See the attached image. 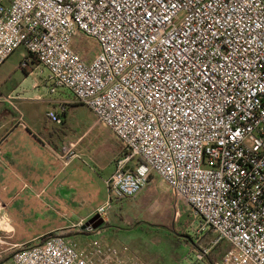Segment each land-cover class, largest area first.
Instances as JSON below:
<instances>
[{"label": "built area", "instance_id": "obj_1", "mask_svg": "<svg viewBox=\"0 0 264 264\" xmlns=\"http://www.w3.org/2000/svg\"><path fill=\"white\" fill-rule=\"evenodd\" d=\"M79 33L99 44L90 62L72 47ZM21 47L51 94L69 90L128 150L110 202L156 174L213 234L200 261L225 245L219 264H264V0H0V65ZM60 107L47 113L57 125ZM14 249L4 264H144L63 236Z\"/></svg>", "mask_w": 264, "mask_h": 264}, {"label": "rangeland", "instance_id": "obj_2", "mask_svg": "<svg viewBox=\"0 0 264 264\" xmlns=\"http://www.w3.org/2000/svg\"><path fill=\"white\" fill-rule=\"evenodd\" d=\"M72 47L86 62L92 61L99 52L97 41L81 33L74 38ZM23 53L25 49L21 47L0 65V100L7 102L6 100H13L17 96L27 98L29 101L16 103L18 110L26 115V125L43 124V119L50 110L62 115L61 107L57 104L53 106L51 101L63 99L69 101L68 112L63 117L66 126L64 127V123L53 124L60 130L61 136L77 143L76 153L81 155V161L88 164L85 165V169L80 167L79 170H74V175L79 173L82 179L69 191L78 198L77 192L80 189L81 195L88 197L83 198L86 200L85 204L79 207L70 206L68 218L65 220L54 216V220L44 222L42 225L47 226V229L61 224L69 225L87 215L95 207H105L108 218L105 224L110 225L107 229H100L91 234L79 233L71 237L81 248L92 245L111 246L135 256L144 264H210L206 259L203 261L198 259L200 251L196 243L203 239L201 247L207 248L213 234L198 232L201 219L184 200L161 181L158 175L152 174L149 185L137 197L109 201L106 180L116 169L117 162L128 156L125 145L109 127L98 123L95 115L86 106L78 103L69 90L60 89L57 93L51 94L49 70L44 66L24 67ZM1 104L6 103H0V106ZM1 114L2 111L0 116ZM29 131L32 132L27 126L20 127L14 134L28 135ZM0 133H5L4 129ZM123 152L126 153L124 156ZM138 163L137 159L129 161L127 169L133 170ZM68 171L70 172H67L66 176L72 175V170ZM89 192L90 195H87ZM18 209L23 211L24 207ZM137 222L142 223L136 229H130ZM26 226L27 231L34 230L27 224ZM80 227L69 231H81ZM38 242L39 240L32 241L27 245H37ZM0 245L6 246L1 241ZM216 258L219 263L221 254ZM9 260L4 263H8Z\"/></svg>", "mask_w": 264, "mask_h": 264}, {"label": "crops", "instance_id": "obj_3", "mask_svg": "<svg viewBox=\"0 0 264 264\" xmlns=\"http://www.w3.org/2000/svg\"><path fill=\"white\" fill-rule=\"evenodd\" d=\"M10 100H0V103H6L0 106V132L3 129L5 132L0 133V241L6 245H0V257L13 253L16 245L29 244L54 232L64 233L70 229H79V226L96 215L101 208L95 207L69 225L61 224L51 229L42 225L54 220V216L65 220L68 218L70 206L79 207L85 204L86 196L81 195L80 189L77 192L78 198L69 191L82 179L79 173L74 175V170H79L80 167L85 169L88 164L81 161V155L66 162L64 150L70 144H75L77 148V143L60 135V130L47 117L48 112L45 118L43 116V124L26 125V115L18 110L16 103L29 100L21 96ZM51 102L53 106L65 105L66 113L68 112L69 101L63 99ZM26 126L32 130L28 135L14 134L20 127ZM68 170H72V175L66 176L70 172ZM18 207H24V210L21 211ZM26 224L34 230L27 231ZM3 239L8 241H2Z\"/></svg>", "mask_w": 264, "mask_h": 264}, {"label": "trees", "instance_id": "obj_4", "mask_svg": "<svg viewBox=\"0 0 264 264\" xmlns=\"http://www.w3.org/2000/svg\"><path fill=\"white\" fill-rule=\"evenodd\" d=\"M66 116V113L64 114V117ZM65 123V122H64ZM125 150L127 151V153L129 154L128 150L125 148ZM126 153L123 152V156L125 155ZM140 161V160H139ZM113 201V200H112ZM111 201V202H112ZM116 201H121V200H116ZM140 223L142 222H137L135 223L130 229H136L138 225H140ZM109 223H106L104 224V229H107L109 227ZM100 230V229H99ZM93 232H96V231H91V232H88V231H77V230H71V231H68V232H64V233H58V232H54V233H51L43 238H41L38 242L37 245H42L43 243H45L48 239L50 238H53V237H57V236H63V237H68V238H71L73 235H76V234H91ZM208 233H211V232H208ZM70 236V237H69ZM203 242V239H200L197 243H196V246L197 248L199 249L200 252H204V248L201 247V243ZM36 245V246H37ZM208 247V246H207ZM225 249V246L224 245H220L218 247H215L214 249H212V251L206 255L205 259L210 263V264H219L217 262V255L219 254H223L224 253V250ZM14 255V252L9 254L8 256H4L2 258H0V264H3L4 262L8 261L12 256Z\"/></svg>", "mask_w": 264, "mask_h": 264}, {"label": "water", "instance_id": "obj_5", "mask_svg": "<svg viewBox=\"0 0 264 264\" xmlns=\"http://www.w3.org/2000/svg\"><path fill=\"white\" fill-rule=\"evenodd\" d=\"M106 219L101 217L99 214L94 215L91 217L85 224H83L80 229L81 231H96L102 228L105 224Z\"/></svg>", "mask_w": 264, "mask_h": 264}, {"label": "flooded vegetation", "instance_id": "obj_6", "mask_svg": "<svg viewBox=\"0 0 264 264\" xmlns=\"http://www.w3.org/2000/svg\"><path fill=\"white\" fill-rule=\"evenodd\" d=\"M104 227V225L102 226V228Z\"/></svg>", "mask_w": 264, "mask_h": 264}]
</instances>
